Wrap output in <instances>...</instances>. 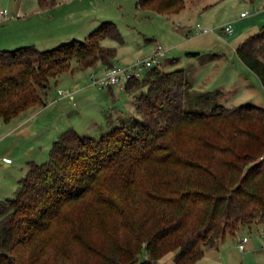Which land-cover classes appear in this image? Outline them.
Returning a JSON list of instances; mask_svg holds the SVG:
<instances>
[{
    "label": "trees",
    "instance_id": "trees-1",
    "mask_svg": "<svg viewBox=\"0 0 264 264\" xmlns=\"http://www.w3.org/2000/svg\"><path fill=\"white\" fill-rule=\"evenodd\" d=\"M137 7L173 15L184 0ZM106 39L123 43L113 22L50 50H0V121L45 106L72 61L113 66ZM235 53L264 91V28ZM187 90L183 70L156 66L125 84L136 98L130 124L98 139L68 128L45 163L28 162L14 196L0 200V264H162L170 253L173 264H195L227 235L264 228V108L186 111Z\"/></svg>",
    "mask_w": 264,
    "mask_h": 264
},
{
    "label": "rangeland",
    "instance_id": "rangeland-1",
    "mask_svg": "<svg viewBox=\"0 0 264 264\" xmlns=\"http://www.w3.org/2000/svg\"><path fill=\"white\" fill-rule=\"evenodd\" d=\"M17 1L0 0V9H6L9 16H14ZM137 1L67 0L61 4L60 9H57L58 12L55 11L63 21L74 17L73 20L66 22V25H73L71 23L76 19L84 23L85 19L97 15H102L106 19L94 24L89 23V27L85 26L84 30L82 28L81 33H75L74 37L67 36L73 33L72 29H68L64 36L70 37L71 40L65 39L61 44L73 40L84 41L87 37L85 34L95 30L101 22H113L124 44L106 39L102 45L118 49L120 55L127 54L136 61L150 56L156 44H161L168 50L159 68L166 72L183 70L186 73L188 88L185 94L186 111L210 113L217 105L228 109L247 105L264 108V91L258 77L243 65L231 46L247 27L254 25L260 29L264 28V13L254 14L263 0H256L253 3L249 0H184V8L177 13L179 16L173 18L154 11L138 9ZM216 1L219 2L205 9L197 5ZM242 12H247L248 15L240 17ZM196 24L217 28L215 32L221 39L218 38L216 43L218 45L204 47L200 51L191 52L197 55L187 56L177 44ZM228 24H231L233 29L229 36L221 29ZM193 33L194 31L191 34ZM213 59L225 64L209 67V62ZM76 66V62L72 61V71L51 80L46 105L34 107L25 113L30 120L22 131L19 130L17 137L12 130V123L7 126L1 124L3 126L0 128V199L14 196L19 181L25 174L24 162L42 164L48 160L52 142L66 129L73 128L78 134L98 139L115 126L110 124L117 123L116 119L118 122L121 120L124 125L132 122L131 98L124 92H119L116 100H113L108 93V87L91 84L90 76H101L102 69L84 71ZM58 90L72 91V98L61 99ZM112 90L114 91V88ZM117 93L115 90L116 95ZM4 158H9L10 161H5ZM250 226L241 228L236 239L230 235L224 238L222 246L233 255L235 264H264V228L255 224ZM243 236H247L249 241L245 251L241 252L237 249V238ZM165 261L163 260L164 263Z\"/></svg>",
    "mask_w": 264,
    "mask_h": 264
},
{
    "label": "crops",
    "instance_id": "crops-1",
    "mask_svg": "<svg viewBox=\"0 0 264 264\" xmlns=\"http://www.w3.org/2000/svg\"><path fill=\"white\" fill-rule=\"evenodd\" d=\"M66 1L67 0H55V4L52 7H40L38 4V0H32V2L29 1L27 3L25 0H18L17 5L15 7V13H14L15 15L13 16L14 18H12L8 21H5V22H0V50H14V49H17L20 47L33 46L36 49L43 51L45 49L57 47L58 45L63 43V41H65V39L71 40L70 37L66 38V36H64L65 34H67L66 31L68 29H72L73 33L71 32V35H67V36L74 37L75 33H81L82 28L84 30L85 26L89 27L88 26L89 23L94 24L97 21H103L104 19H106L102 15L101 16L97 15V16H92L91 18L85 19L86 21L84 20L85 21L84 23L80 22V20L76 19L75 21H73L71 23L73 25H66L65 23L73 20L74 17L66 18L63 21L62 18L58 17V13H56V12H58L57 9H60L62 7L61 4L66 2ZM249 1H250V3H253L256 0H249ZM218 2L219 1L207 3V4L199 3L197 5H198V7H202L203 9H205V8L210 7V6H214ZM137 3H138V1H137ZM137 3H136V7H137ZM193 5L194 4H192V6ZM164 16L168 17V18H173V17L179 16V15L173 14V15H164ZM103 23H105V22H101V24L99 26H101ZM211 29H212V32L207 33V34H201V35L193 34L192 35L191 34L192 30L190 28L187 32L188 35L183 37V40L177 44V47L181 48L187 56H193L194 54H191V52L200 51V49H202L204 47H209V46L214 47V46L218 45V44H216V43H218L217 40H219L221 38L215 32V30L217 28L212 27ZM259 30H260V28H257L254 25L247 27V30L244 31V33L242 32V34H240L239 39L235 43H233V44L231 43L232 44L231 46H233V50H235L237 45L240 42H242L247 36H249L250 34H253ZM86 31H88V30H86ZM93 31H91V32H93ZM86 33H88V32H86ZM89 34H85V35H87V37H88ZM123 44H124V41H123L122 45ZM118 51L119 50L116 49V56L112 60V65H119V64L126 65V64L133 62V59L131 58V56H128L127 54L120 55L121 52H118ZM151 51H153V50H151ZM217 64L221 66L222 64H225V63L224 62H218L217 59H213L212 61L209 62L208 66L213 67V65H214V67H215V65H217ZM98 68L102 69L101 75L107 69L106 66L102 65L101 63H98V64H96V66H94L92 68H88L86 71H88V70L91 71V70H95ZM113 88H114V91L112 90ZM124 88H125V85H124V87L111 86V87H108L107 89H108L109 95L111 96V98L113 100H116L117 96L119 95V92H124L129 98H131V100L133 102H131L130 115L132 116L133 111H134L135 106H136V98L134 95L126 93L124 91ZM115 90H117V92H118L117 95L115 94ZM70 93H71L70 98H72L73 92L71 91ZM60 96H61V99L69 97L66 95H60ZM54 101H56V100H54ZM35 107H37V106H35ZM33 108H30L27 111L21 113L16 118L11 120L9 123H3L2 121H0V128H1V126H3L1 124H4V126H7V125L12 123V130L16 136L17 133L22 131V128L25 127L27 125V122L30 120V117L28 115H25V113L30 111ZM115 121L117 123L110 124V125L118 126V125L122 124L121 120H119V122H118V119H116ZM107 125H108V121H106V126ZM115 126H113V127H115ZM4 160L10 161L9 158H4ZM28 162H33V161H28ZM28 162H24L26 165L25 166L26 169H24L25 174H26L27 169H28L27 168ZM21 169H23V167ZM25 174H24V176H25ZM4 195H6V194H4ZM5 198H8V197H3L0 200H3ZM255 226H257V225H255ZM245 227L250 228L251 226H245ZM245 227H243V228H245ZM238 232L236 233V235H238ZM236 235L232 238H235ZM243 237H247V236H243ZM237 240H238V238H237ZM223 241L217 247H211V248L205 249L204 256L200 260H198L195 264H235L233 261V255L229 251L227 252V250H224V246H222ZM248 241H249V239H248ZM248 241H247V243H248ZM246 244H245V247H246ZM245 247H244V250L241 252L245 251ZM237 249L240 251V249L238 248V242H237ZM173 256H174V254L170 253V254L166 255L165 257H163L160 260V262L163 264H173ZM163 260H166L165 263L163 262Z\"/></svg>",
    "mask_w": 264,
    "mask_h": 264
},
{
    "label": "built area",
    "instance_id": "built-area-1",
    "mask_svg": "<svg viewBox=\"0 0 264 264\" xmlns=\"http://www.w3.org/2000/svg\"><path fill=\"white\" fill-rule=\"evenodd\" d=\"M264 13V0L261 4L255 9L254 14L256 13ZM247 12H242L240 17L247 16ZM14 18L13 16H9L6 9H0V22H5ZM222 32L225 35H231L233 33V29L231 24L224 25L221 27ZM191 30L194 31L193 34L201 35L212 32L211 28L201 26L196 24L194 27H191ZM167 49H165L161 44H156L155 49L151 53L150 56L144 59L133 61L132 63L126 65H113L105 70V72L99 76L95 77L93 75L90 76L91 84L93 86L98 87H111V86H120L124 87V85L133 79H141L144 73L156 66H159L162 62V58L166 55ZM59 95H66L71 97L70 92H64L62 90H58ZM248 241V237H239L238 238V248L240 251L244 250L245 244Z\"/></svg>",
    "mask_w": 264,
    "mask_h": 264
}]
</instances>
